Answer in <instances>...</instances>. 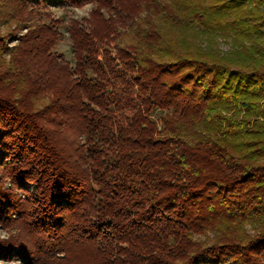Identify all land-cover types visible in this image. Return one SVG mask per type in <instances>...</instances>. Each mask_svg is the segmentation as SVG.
Listing matches in <instances>:
<instances>
[{"label": "trees", "instance_id": "obj_1", "mask_svg": "<svg viewBox=\"0 0 264 264\" xmlns=\"http://www.w3.org/2000/svg\"><path fill=\"white\" fill-rule=\"evenodd\" d=\"M87 3L68 60L49 9ZM0 225L31 264H264V0H0Z\"/></svg>", "mask_w": 264, "mask_h": 264}, {"label": "rangeland", "instance_id": "obj_2", "mask_svg": "<svg viewBox=\"0 0 264 264\" xmlns=\"http://www.w3.org/2000/svg\"><path fill=\"white\" fill-rule=\"evenodd\" d=\"M94 4L87 3L80 7H71V6H57L49 9V13L53 18L61 19L62 23L60 28L61 34L58 42L56 43L54 49L56 51L62 52L64 56L68 59H72L71 51H70V41L68 38V34L65 30V23L69 19H82L84 17H88L89 12L91 11ZM25 30H16V34L23 33ZM221 49L225 50L228 48V44L223 41H220ZM8 235H12V232L8 231L6 228H3L0 225V238H5ZM0 264H31L29 262L23 261L21 258H9V257H0Z\"/></svg>", "mask_w": 264, "mask_h": 264}]
</instances>
